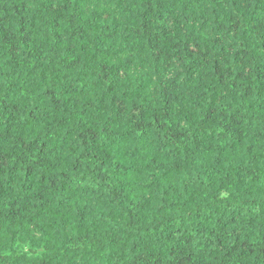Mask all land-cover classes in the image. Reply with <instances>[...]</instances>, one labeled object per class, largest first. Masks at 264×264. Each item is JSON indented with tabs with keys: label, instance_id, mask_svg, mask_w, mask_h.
<instances>
[{
	"label": "clouds",
	"instance_id": "1",
	"mask_svg": "<svg viewBox=\"0 0 264 264\" xmlns=\"http://www.w3.org/2000/svg\"><path fill=\"white\" fill-rule=\"evenodd\" d=\"M0 22V264H264V0Z\"/></svg>",
	"mask_w": 264,
	"mask_h": 264
},
{
	"label": "trees",
	"instance_id": "2",
	"mask_svg": "<svg viewBox=\"0 0 264 264\" xmlns=\"http://www.w3.org/2000/svg\"><path fill=\"white\" fill-rule=\"evenodd\" d=\"M70 22H71V19H70ZM146 23L147 22H145V24ZM2 25H3V22H0V28H2ZM19 31L21 33H24V31H25L24 30V27H23V21H21V27H20ZM57 38H59V37H57ZM4 40L7 41V34L6 33H5V36H4ZM21 40L24 41L25 43H27V40H28L27 34L21 36ZM13 48H14V45H13ZM29 115H31V113H29ZM225 128H227V126H225ZM25 175H28V172L27 171H25ZM185 243H187V241H185ZM172 255H173V253L172 252H169V256H172ZM182 259L185 260V261L187 260L189 262V264H192L191 257L184 256ZM176 264H184V261L177 260L176 261Z\"/></svg>",
	"mask_w": 264,
	"mask_h": 264
}]
</instances>
